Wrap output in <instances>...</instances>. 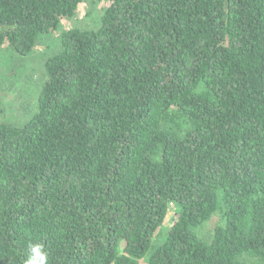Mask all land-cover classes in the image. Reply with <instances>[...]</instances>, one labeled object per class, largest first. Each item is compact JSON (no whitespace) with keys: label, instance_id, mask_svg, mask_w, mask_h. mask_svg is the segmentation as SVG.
Segmentation results:
<instances>
[{"label":"trees","instance_id":"trees-1","mask_svg":"<svg viewBox=\"0 0 264 264\" xmlns=\"http://www.w3.org/2000/svg\"><path fill=\"white\" fill-rule=\"evenodd\" d=\"M81 3L0 0V49ZM99 22L0 123V264H264V0H111Z\"/></svg>","mask_w":264,"mask_h":264},{"label":"rangeland","instance_id":"rangeland-1","mask_svg":"<svg viewBox=\"0 0 264 264\" xmlns=\"http://www.w3.org/2000/svg\"><path fill=\"white\" fill-rule=\"evenodd\" d=\"M110 2L82 0L75 16L62 20L59 30L47 35L27 56L15 55L6 46L0 49V104L4 110L0 115V123L18 125L29 120L37 95L45 82L44 61L59 50L58 39L61 33L72 29L98 28L99 17ZM169 218L170 215L165 219L157 240L162 241L164 238L170 225ZM217 224V217H213L200 228V236L208 239Z\"/></svg>","mask_w":264,"mask_h":264},{"label":"clouds","instance_id":"clouds-1","mask_svg":"<svg viewBox=\"0 0 264 264\" xmlns=\"http://www.w3.org/2000/svg\"><path fill=\"white\" fill-rule=\"evenodd\" d=\"M26 264H47V253L42 251V246H31V255Z\"/></svg>","mask_w":264,"mask_h":264}]
</instances>
